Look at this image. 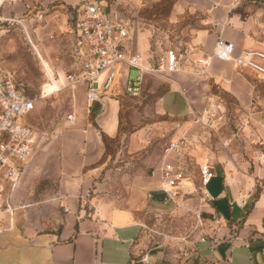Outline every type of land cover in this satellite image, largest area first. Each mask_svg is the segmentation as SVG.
Returning a JSON list of instances; mask_svg holds the SVG:
<instances>
[{"label":"crops","instance_id":"crops-1","mask_svg":"<svg viewBox=\"0 0 264 264\" xmlns=\"http://www.w3.org/2000/svg\"><path fill=\"white\" fill-rule=\"evenodd\" d=\"M65 1L67 8L79 4L78 0ZM67 8L53 9L36 29L42 40V54L50 62L54 56L46 43L62 47L70 26V9ZM185 16L191 20L182 22ZM176 23H179L176 28L187 30L188 35L177 38L171 46L185 49L192 59L211 51L217 38L233 42L235 54L241 47L264 49V0H171L166 24ZM137 48L141 53L145 50L144 39L138 40ZM116 72L115 84L102 93L103 107L97 102L86 103L82 87L74 89L79 92L78 97H74L76 121L66 135H57L59 149L47 144L41 150L43 137L38 134L39 147L27 160L19 181L6 191V202L11 209L0 215V233L10 231V234L2 237L0 264H260L264 261L261 253L264 235L251 233L264 227V188L254 196V182L240 172L231 173L222 161L210 165L213 176L203 189L207 192L205 186L211 179L215 180V187L207 193L219 208L210 204V209L218 215L219 223L226 224L216 228V235L197 240L182 259L172 257L161 244L140 249L142 225L133 211L116 206L111 199L87 195L94 176L102 170L98 164L105 154L102 139L119 137L120 110L128 95L121 91L125 66L118 65ZM165 73L170 75L166 89L158 98L157 109L174 121H180L167 140L186 135L190 157L195 153L190 145L194 135L188 126L193 111L204 104L209 92L207 80L219 84L238 107L250 114V120L260 126L264 134V116L253 109L252 78H257L253 72L236 68L231 60L213 58L202 74H189L185 70ZM103 78L104 74L100 82ZM148 130L155 133L153 128L142 127L127 134L128 152L146 147L151 136ZM162 160L159 159L151 175L144 180L153 201L162 197L157 189ZM54 164L55 171L51 168ZM49 173L58 180L56 195H41L46 198L31 200L19 198L22 189L28 191L34 174ZM63 207L69 210L63 211Z\"/></svg>","mask_w":264,"mask_h":264},{"label":"rangeland","instance_id":"rangeland-1","mask_svg":"<svg viewBox=\"0 0 264 264\" xmlns=\"http://www.w3.org/2000/svg\"><path fill=\"white\" fill-rule=\"evenodd\" d=\"M82 1L84 0L77 2ZM99 1L101 3L107 1L127 21L137 50L138 40L144 39L146 48L142 53L145 56L159 51L163 46H171L177 38L188 35L187 30L176 28L179 23L166 24V13L171 0L151 2L142 0L136 3L125 0ZM59 7L67 8V2L19 0L13 5L6 4L0 12V75L31 95H38L41 88L47 92L46 84H49V81L34 48L26 39L24 26L38 28L41 22L34 19L35 14L42 12L45 16ZM64 8L61 10H66ZM190 20L191 17L188 16L181 19L182 22ZM41 41L37 34L32 35L35 48L49 63V68L57 70L62 77L60 68L65 63L62 47L52 46L49 41L46 43V47L54 56V60L50 62L42 54ZM61 44L65 43L62 41ZM184 70L192 74L191 66H187ZM46 74L48 75L47 72ZM129 75L130 78L134 77V69H130ZM169 75L165 72L148 74L144 78L141 94L138 97L127 96V101L120 110L119 137L102 139L105 154L98 161L102 170L94 176L87 195L111 199L116 206L133 211L135 218L142 225L140 249L161 244L172 257L182 259L193 249L200 235L205 237L209 234L216 235V228L226 224L224 221L219 223L218 215L210 209V204L219 208L217 203L211 200L209 202L204 196L198 176V163L205 162L212 165L215 161H222L224 165L229 166L231 173L240 172L254 182L255 196L264 188V134L260 132V126L250 120V114L238 107L234 99L219 84L207 80L209 92L204 104L193 113L194 115L201 113L203 106L207 104H215L217 107L213 108L214 114L209 116L205 124L196 123L192 117L190 118L188 127H191L194 135L193 139H190V145L195 153L193 152L194 156L188 163L189 181L174 199L153 201L148 196L144 180L151 175L160 159L163 146L180 123L161 114L157 109L158 98L166 89ZM252 83L253 109L264 116V82L254 77ZM58 89L59 86L49 92L51 94L48 93L49 95L38 99L35 109L28 117V122L34 130L43 137L41 150L47 144L58 148L60 145L56 142L57 135H66L69 127L74 126L76 121L74 97L77 98L79 92L73 93L68 87ZM202 97L199 99L203 100ZM69 113L74 114L72 122L67 120ZM202 118L204 119L205 116L202 115ZM142 127L153 128L155 133L148 130L151 136L144 149L128 152L127 134ZM51 168L55 171V164L51 165ZM57 183L56 176H51V173L42 176L34 174L28 185V191L22 189L19 198L31 200L53 197L58 191ZM215 185V180L211 179L205 186L209 194ZM255 232L264 235V227L251 231L252 234ZM8 234L10 231L0 233L1 244H3L2 237Z\"/></svg>","mask_w":264,"mask_h":264},{"label":"built area","instance_id":"built-area-1","mask_svg":"<svg viewBox=\"0 0 264 264\" xmlns=\"http://www.w3.org/2000/svg\"><path fill=\"white\" fill-rule=\"evenodd\" d=\"M17 1L0 0V12L6 4L13 5ZM34 17L40 23L44 15L38 12ZM69 24L67 37L63 41L65 44L62 45L65 57V63L60 68L62 77L55 69H51V76L59 82V89L68 87L74 91L82 87L86 103L97 102L100 107L104 106L102 93L109 91L115 84L118 65L125 66L121 91L129 97L141 94L144 78L148 74L184 70L187 66H191L192 72L202 74L213 58L231 60L236 68L249 70L264 81V49L241 47L235 54V44L222 38L216 39L211 51H204L194 59L187 58L185 49L174 46H163L159 51L145 56L134 47L127 21L107 1L101 3L99 0H84L72 6ZM36 29V26H24V33L40 60L32 42ZM131 68L135 71L133 78L129 75ZM102 74L104 78L100 82ZM45 75L50 81V76L46 72ZM49 94L41 88L38 95H31L0 75V215L10 211L6 191L19 181L27 160L40 145L39 136L28 122V117L38 99ZM216 107L215 104L203 106L201 113L194 115L193 121L205 124ZM67 120L72 122L74 114L69 113ZM187 146L188 139L182 134L169 139L162 148L160 158L163 160L157 179L161 199H174L189 181L188 163L191 157ZM198 176L204 196L210 200V195L203 187L213 176L211 166L205 162L198 163ZM148 196L151 193L148 192ZM68 210L69 207H63V211ZM206 238L200 235L197 240L204 241ZM261 253L264 254V246L261 247ZM260 264H264V261Z\"/></svg>","mask_w":264,"mask_h":264},{"label":"bare ground","instance_id":"bare-ground-1","mask_svg":"<svg viewBox=\"0 0 264 264\" xmlns=\"http://www.w3.org/2000/svg\"><path fill=\"white\" fill-rule=\"evenodd\" d=\"M37 50V49H36ZM37 52H38V50H37ZM38 54H39V57H40V62H41V64H42V66H43V68H44V70H45V72H47L48 73V76H50V81H49V84H46V86H47V93H49V92H51V91H53L54 89H57L58 88V86H59V82L57 81V80H55L54 79V77H52L51 76V68H47V66L45 65V63H44V59L41 57V55H40V53L38 52ZM49 64V63H48ZM45 97V96H44Z\"/></svg>","mask_w":264,"mask_h":264},{"label":"trees","instance_id":"trees-1","mask_svg":"<svg viewBox=\"0 0 264 264\" xmlns=\"http://www.w3.org/2000/svg\"><path fill=\"white\" fill-rule=\"evenodd\" d=\"M166 4H168V3L166 2ZM262 82H264V81H262Z\"/></svg>","mask_w":264,"mask_h":264}]
</instances>
